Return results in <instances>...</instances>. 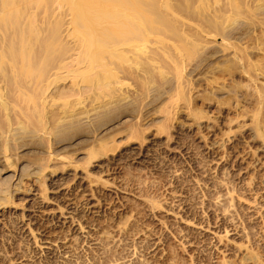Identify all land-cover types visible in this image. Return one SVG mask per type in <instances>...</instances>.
<instances>
[{
  "label": "rangeland",
  "instance_id": "obj_1",
  "mask_svg": "<svg viewBox=\"0 0 264 264\" xmlns=\"http://www.w3.org/2000/svg\"><path fill=\"white\" fill-rule=\"evenodd\" d=\"M84 3L0 0V264H264V0Z\"/></svg>",
  "mask_w": 264,
  "mask_h": 264
},
{
  "label": "bare ground",
  "instance_id": "obj_2",
  "mask_svg": "<svg viewBox=\"0 0 264 264\" xmlns=\"http://www.w3.org/2000/svg\"><path fill=\"white\" fill-rule=\"evenodd\" d=\"M83 1L86 2L84 3L85 7L83 6L84 10L86 11V15L84 17L86 23L98 17H101L102 15H104L105 12L111 14V17L114 20L115 18L120 19V16L123 13V17L126 19V21L127 20L128 22L131 21L129 25L127 24L128 27L130 26L128 28V31L134 34L136 33V30H138L137 33L141 31V27L138 24L139 20L141 19L140 12L137 10V8L139 7L140 0H83ZM127 5H130L132 9L130 15L128 16L124 12L120 11V9L125 8ZM1 26L12 28V32L8 34L4 45L6 50L8 51V55H6V53L3 52L10 59L14 60L19 56H25L34 48L31 40V32L29 29L25 28V26L19 20V16H17V10L9 11L8 13H6L1 21ZM90 32L86 30L80 32L83 42H86L88 44H91L93 42L91 38L92 32L91 33ZM103 35H104L103 37L98 38V41L100 42L98 45L100 46L108 43L109 40L111 39V36L107 31H105ZM51 38H52L51 36H48L47 38H43L39 40L38 47H40L42 50L45 51L48 50L50 47H52L51 44H53V40ZM46 57L47 55L45 57H41L40 60H35L34 63L32 62V65H30L33 68L32 70L41 68L44 61L46 60ZM136 134H137L136 131H133L131 132V134H129L128 138L132 136L135 137ZM93 157H95L94 152H90L87 162H89L90 159H92ZM147 200L155 207L161 206V204H159L156 201L157 199L151 196ZM149 247L150 245L146 243L143 245L144 249H148ZM121 255H118L115 258H113V256L111 255L106 256L105 261L113 263V261L117 260V258L120 257L122 258L123 255L122 256ZM135 264H147V263L143 262V263H135Z\"/></svg>",
  "mask_w": 264,
  "mask_h": 264
}]
</instances>
